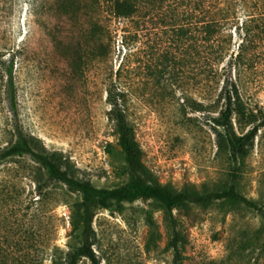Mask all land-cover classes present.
<instances>
[{"label": "rangeland", "instance_id": "1", "mask_svg": "<svg viewBox=\"0 0 264 264\" xmlns=\"http://www.w3.org/2000/svg\"><path fill=\"white\" fill-rule=\"evenodd\" d=\"M101 1L99 9L113 3ZM181 1L138 0L133 16L106 13L104 27L93 20L97 0H0V151L22 140L32 148L0 160V264H72L86 217L103 264H264V0H222L237 18L222 30L228 49L218 58L199 46L197 27L176 32L175 17L189 8ZM31 25L34 48L19 55ZM227 83L237 143L261 124L239 152L219 142ZM116 99L151 175L173 189L235 185L263 210L225 199L179 206L172 218L155 198L103 192L87 209L84 192L45 160L99 189L127 185Z\"/></svg>", "mask_w": 264, "mask_h": 264}, {"label": "trees", "instance_id": "2", "mask_svg": "<svg viewBox=\"0 0 264 264\" xmlns=\"http://www.w3.org/2000/svg\"><path fill=\"white\" fill-rule=\"evenodd\" d=\"M113 1L112 6H105L103 9H99L102 6V1L97 0L98 6H94L93 10H97V17L94 16L93 20L96 22H102L105 25L107 21V14L114 13L116 15L133 16L138 10V0H111ZM152 1V0H150ZM222 0H183L181 3L188 5V9L178 20H173L175 23L173 26L177 31H190L192 27H197L198 30L204 33L202 41L199 46L202 47L205 53H213L216 58L223 56L228 49L225 44L223 36V29L230 22L235 21L237 18L236 10L231 9L230 6L222 4ZM226 2V1H225ZM106 7H108L106 9ZM31 7L28 9V13ZM32 15L38 16V13H32ZM31 15V16H32ZM264 15V11L260 13V16ZM98 19V20H97ZM95 30V28H94ZM36 30L31 25L28 30V38L20 44L17 52L19 55H28L34 48V39L36 38ZM216 54V55H215ZM215 58H209L206 62L208 68L216 69ZM10 83L12 93H16V84L14 78V67H10ZM226 88V107L221 110L220 115L216 118L217 124L219 125V142L228 141L235 152L242 151L248 142V140L254 139L259 132L261 124L257 123L253 125L252 129L248 132L244 138V142L240 145L237 143L234 137L235 132L233 131V119L234 115L238 110V103L236 102V94L234 87L230 83H227ZM223 87V88H224ZM116 117L118 120L119 132L121 141L127 154L129 163L130 181L127 185L114 188V189H99L90 182L79 181L71 177L67 170L62 169L51 160H45L53 173L69 182L78 190L84 192L83 205L89 209L95 196L103 192L109 197L126 199V198H155L157 199L166 212L174 218V210L179 207L190 203L209 204L218 200L233 199L235 201L244 202L249 206H253L258 209H262L258 202L249 198L241 191L237 189L235 185L228 186L222 190H202L195 186L185 187L183 189H173L167 184L161 182L158 178L154 177L148 171L145 162L143 160V148L137 138L134 126L128 120L125 109L121 106L120 101L116 99L115 107ZM223 138V140H222ZM25 152H32L31 145L28 141H20L12 146L2 149L0 151V160L11 154H23ZM86 225L84 228L85 242L79 249L78 254L88 256L92 259L94 264H103L97 253L93 249L92 243V225L89 217L85 218ZM90 222V223H89ZM182 233L176 229L171 237V245L176 251V260L181 259L182 250ZM183 237V236H182ZM75 252H70L72 264H78L75 258ZM23 264V263H20Z\"/></svg>", "mask_w": 264, "mask_h": 264}]
</instances>
